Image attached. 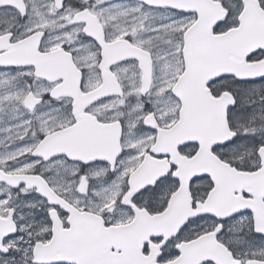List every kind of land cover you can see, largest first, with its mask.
<instances>
[{
	"label": "snow or ice",
	"instance_id": "6c2138e0",
	"mask_svg": "<svg viewBox=\"0 0 264 264\" xmlns=\"http://www.w3.org/2000/svg\"><path fill=\"white\" fill-rule=\"evenodd\" d=\"M0 264H264V0H0Z\"/></svg>",
	"mask_w": 264,
	"mask_h": 264
}]
</instances>
